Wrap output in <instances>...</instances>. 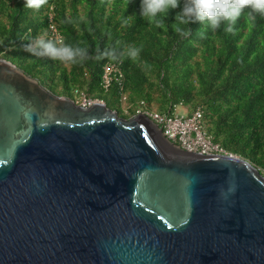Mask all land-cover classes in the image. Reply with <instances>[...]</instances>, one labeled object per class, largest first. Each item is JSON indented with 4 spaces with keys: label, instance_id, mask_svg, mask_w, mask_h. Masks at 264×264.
Instances as JSON below:
<instances>
[{
    "label": "water",
    "instance_id": "95a60500",
    "mask_svg": "<svg viewBox=\"0 0 264 264\" xmlns=\"http://www.w3.org/2000/svg\"><path fill=\"white\" fill-rule=\"evenodd\" d=\"M0 264H264V175L0 59Z\"/></svg>",
    "mask_w": 264,
    "mask_h": 264
},
{
    "label": "trees",
    "instance_id": "16d2710c",
    "mask_svg": "<svg viewBox=\"0 0 264 264\" xmlns=\"http://www.w3.org/2000/svg\"><path fill=\"white\" fill-rule=\"evenodd\" d=\"M179 10L161 14L157 26L139 14L140 0H38L31 8L25 0H0V58L59 96L85 94L124 118L139 110L167 114L179 104L201 108L213 141L264 175V16L246 8L229 33L224 24L215 31L207 22L179 25ZM51 25L86 52L83 60L65 66L25 50L37 35L51 37ZM129 47L140 49L136 60L119 55ZM118 62L106 89L104 67Z\"/></svg>",
    "mask_w": 264,
    "mask_h": 264
},
{
    "label": "clouds",
    "instance_id": "9594fccd",
    "mask_svg": "<svg viewBox=\"0 0 264 264\" xmlns=\"http://www.w3.org/2000/svg\"><path fill=\"white\" fill-rule=\"evenodd\" d=\"M25 6L36 7L38 0H25ZM178 8L180 10L175 15V21L179 25L207 22V25L215 31L224 24V30L229 33L234 31L233 26L246 8L249 9L248 15L259 14L264 16V0H183L182 7L181 0H140L139 14L149 23L155 22L159 26L162 22L161 14H166L170 9ZM176 31L181 35L187 34L179 27L176 28ZM25 50L33 56L48 57L65 66L77 63L78 60H83L86 56L83 49L66 43L63 36L50 37L47 33L34 37L26 45ZM139 53L140 49L129 47L126 52H121L119 55H127L132 60H136ZM102 55L111 59L118 58L115 51H106ZM184 108L190 112L185 106Z\"/></svg>",
    "mask_w": 264,
    "mask_h": 264
},
{
    "label": "built area",
    "instance_id": "2783aa9c",
    "mask_svg": "<svg viewBox=\"0 0 264 264\" xmlns=\"http://www.w3.org/2000/svg\"><path fill=\"white\" fill-rule=\"evenodd\" d=\"M53 19V15H50ZM51 37L61 35L55 25H51ZM120 63H109L104 67L103 85L106 89L111 86L116 73H119ZM83 107H91L100 100L88 98L82 94L74 100ZM167 114H159L149 110H139L138 114H144L154 121L161 129L165 138L177 144L181 150L190 154L199 155H230L223 146L213 141L203 126V112L197 108L188 112L182 104L171 106Z\"/></svg>",
    "mask_w": 264,
    "mask_h": 264
}]
</instances>
